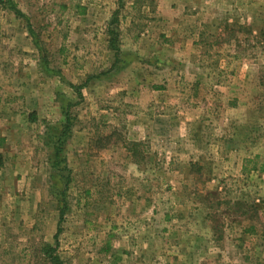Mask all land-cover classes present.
Wrapping results in <instances>:
<instances>
[{"label": "rangeland", "instance_id": "rangeland-1", "mask_svg": "<svg viewBox=\"0 0 264 264\" xmlns=\"http://www.w3.org/2000/svg\"><path fill=\"white\" fill-rule=\"evenodd\" d=\"M10 1L0 264H264V0Z\"/></svg>", "mask_w": 264, "mask_h": 264}, {"label": "trees", "instance_id": "trees-1", "mask_svg": "<svg viewBox=\"0 0 264 264\" xmlns=\"http://www.w3.org/2000/svg\"><path fill=\"white\" fill-rule=\"evenodd\" d=\"M5 1L9 2V7L15 12V14L17 16H22L25 18V16L22 14V12H20L18 9L15 8V5L12 1L10 0H0V4L5 3ZM27 20V17H26ZM113 50L115 49L114 46H110ZM116 52L118 51L117 49H115ZM72 103V102H71ZM71 106V104H67L66 108L61 109V112L63 114L64 117V121L62 123V128L60 130L54 128V126H48L47 127V131H46V135H47V146L49 148V152H48V161L51 164V168H52V172H58V175H55L54 177H52L51 174V178L53 179V181L55 182L57 179H63L64 183L62 184V188L59 190H55L56 191V196L59 197L60 199V203L61 206L59 208V216L60 219L64 213V204L65 202L63 201V198H65V189L67 184L70 181L69 178V171L66 167L65 160L64 157L62 156V149H63V139L62 137H65V135L67 133H69L70 131V126H71V118L69 117V110L68 108ZM56 134H59L58 136ZM56 137V138H55ZM62 163V165H60ZM245 168V167H243ZM252 170H256V165L254 164L251 167ZM250 170V169H249ZM56 184H59L58 182H56ZM56 233H58V229L56 231ZM53 250H55V248L53 246L50 245H45L44 246V254L46 259H48L49 264H61V260L59 259V257L54 254L53 255Z\"/></svg>", "mask_w": 264, "mask_h": 264}]
</instances>
